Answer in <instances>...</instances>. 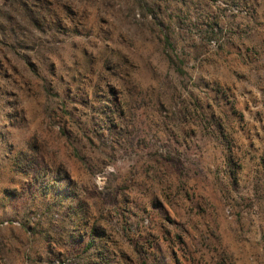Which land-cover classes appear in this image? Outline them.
<instances>
[{
    "label": "rangeland",
    "instance_id": "1",
    "mask_svg": "<svg viewBox=\"0 0 264 264\" xmlns=\"http://www.w3.org/2000/svg\"><path fill=\"white\" fill-rule=\"evenodd\" d=\"M0 264H264V0H0Z\"/></svg>",
    "mask_w": 264,
    "mask_h": 264
},
{
    "label": "trees",
    "instance_id": "2",
    "mask_svg": "<svg viewBox=\"0 0 264 264\" xmlns=\"http://www.w3.org/2000/svg\"><path fill=\"white\" fill-rule=\"evenodd\" d=\"M64 104V103H63ZM24 158V157H23ZM22 158V159H23ZM93 228H95V227H93ZM126 229L128 230V228L126 227ZM96 231V233L98 234V231L96 230V229H93V232H95Z\"/></svg>",
    "mask_w": 264,
    "mask_h": 264
}]
</instances>
